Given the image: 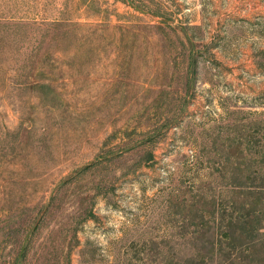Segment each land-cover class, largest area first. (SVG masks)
<instances>
[{
	"label": "rangeland",
	"instance_id": "1",
	"mask_svg": "<svg viewBox=\"0 0 264 264\" xmlns=\"http://www.w3.org/2000/svg\"><path fill=\"white\" fill-rule=\"evenodd\" d=\"M264 264V0H0V264Z\"/></svg>",
	"mask_w": 264,
	"mask_h": 264
},
{
	"label": "trees",
	"instance_id": "2",
	"mask_svg": "<svg viewBox=\"0 0 264 264\" xmlns=\"http://www.w3.org/2000/svg\"><path fill=\"white\" fill-rule=\"evenodd\" d=\"M2 256H4L3 254H0V258H2ZM9 257L11 264H19L25 257H26V252L22 251H18L16 254H7L6 257Z\"/></svg>",
	"mask_w": 264,
	"mask_h": 264
}]
</instances>
